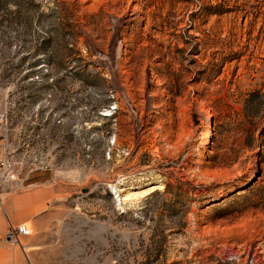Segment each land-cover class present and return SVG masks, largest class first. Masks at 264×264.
I'll return each mask as SVG.
<instances>
[{"label": "rangeland", "instance_id": "374dc122", "mask_svg": "<svg viewBox=\"0 0 264 264\" xmlns=\"http://www.w3.org/2000/svg\"><path fill=\"white\" fill-rule=\"evenodd\" d=\"M0 111L26 264H264V0H0Z\"/></svg>", "mask_w": 264, "mask_h": 264}, {"label": "built area", "instance_id": "2783aa9c", "mask_svg": "<svg viewBox=\"0 0 264 264\" xmlns=\"http://www.w3.org/2000/svg\"><path fill=\"white\" fill-rule=\"evenodd\" d=\"M116 110V106L107 108V114L102 117L109 118ZM9 136L6 128V113L0 111V193H15L31 189L35 184L26 183L31 174L49 170L51 163L47 154L26 159L23 155L18 157L17 151L25 152L27 147L12 146V136H10L11 139ZM113 143L114 140L109 144ZM22 154L26 155V153ZM31 235V230L25 223L11 226L5 234L0 235V245L10 244L21 247V239Z\"/></svg>", "mask_w": 264, "mask_h": 264}, {"label": "crops", "instance_id": "0c3cea01", "mask_svg": "<svg viewBox=\"0 0 264 264\" xmlns=\"http://www.w3.org/2000/svg\"><path fill=\"white\" fill-rule=\"evenodd\" d=\"M52 183L55 179L51 178L35 183L28 190L0 193V235L21 223L40 225L44 219L41 214L52 207L58 196L59 190ZM28 258L21 249L17 250L10 244L0 245V264H26Z\"/></svg>", "mask_w": 264, "mask_h": 264}, {"label": "bare ground", "instance_id": "6f19581e", "mask_svg": "<svg viewBox=\"0 0 264 264\" xmlns=\"http://www.w3.org/2000/svg\"><path fill=\"white\" fill-rule=\"evenodd\" d=\"M153 191V190H152ZM130 197H132L131 195H128V196H126V197H123V199H122V201H126V200H128V199H130ZM27 225V224H26ZM28 227V226H27Z\"/></svg>", "mask_w": 264, "mask_h": 264}]
</instances>
